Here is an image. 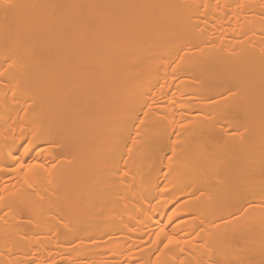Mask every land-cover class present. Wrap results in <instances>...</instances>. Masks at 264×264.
<instances>
[{
    "label": "bare ground",
    "instance_id": "6f19581e",
    "mask_svg": "<svg viewBox=\"0 0 264 264\" xmlns=\"http://www.w3.org/2000/svg\"><path fill=\"white\" fill-rule=\"evenodd\" d=\"M0 264H264V0H0Z\"/></svg>",
    "mask_w": 264,
    "mask_h": 264
},
{
    "label": "snow or ice",
    "instance_id": "6c2138e0",
    "mask_svg": "<svg viewBox=\"0 0 264 264\" xmlns=\"http://www.w3.org/2000/svg\"><path fill=\"white\" fill-rule=\"evenodd\" d=\"M5 7H11V5L10 4H6Z\"/></svg>",
    "mask_w": 264,
    "mask_h": 264
}]
</instances>
